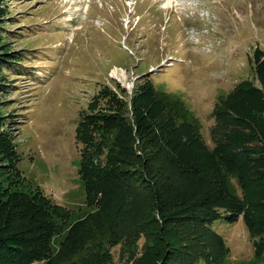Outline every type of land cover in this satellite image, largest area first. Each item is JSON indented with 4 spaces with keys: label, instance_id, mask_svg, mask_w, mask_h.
Returning a JSON list of instances; mask_svg holds the SVG:
<instances>
[{
    "label": "rangeland",
    "instance_id": "obj_1",
    "mask_svg": "<svg viewBox=\"0 0 264 264\" xmlns=\"http://www.w3.org/2000/svg\"><path fill=\"white\" fill-rule=\"evenodd\" d=\"M261 54L264 0H0L1 200L14 191L47 200L60 215L51 240L55 256L70 227L93 211L78 174L85 148L77 140L82 122L103 125L117 103V113L132 124L131 99L154 89L179 100L180 106L171 109L170 103L165 111L176 114L178 125L194 124L213 149V113L221 99L242 84L264 92L255 66ZM145 98L142 102H153ZM257 102L253 97L249 105ZM104 133L100 129L96 140ZM243 133L248 153L257 152L259 144ZM149 150L135 148L140 158L130 160L132 168L142 171ZM226 179L230 193L242 200L237 175ZM163 186L169 187L161 191L159 210L151 213L145 232L113 238L104 228L85 250L60 264H163L155 238L163 239V249L184 253L164 264H264L243 216L187 222L169 207L189 199L187 178L172 173ZM147 197L137 198L132 219L142 218L137 209Z\"/></svg>",
    "mask_w": 264,
    "mask_h": 264
},
{
    "label": "trees",
    "instance_id": "obj_2",
    "mask_svg": "<svg viewBox=\"0 0 264 264\" xmlns=\"http://www.w3.org/2000/svg\"><path fill=\"white\" fill-rule=\"evenodd\" d=\"M255 66L264 85V54L255 56ZM110 96L116 97L115 93ZM145 97L154 103L142 102ZM253 97L259 103L251 107ZM170 103L172 107L173 104L180 106L177 99L172 102L168 95L154 89L144 90L131 99L132 124L117 113L121 107L115 103L117 110L105 115L109 118L102 119L103 125L88 120L78 127L77 140L85 147L78 174L85 187L86 204L93 211L70 227L55 256L51 240L58 230L54 218L60 215L39 194L14 191L3 195L5 200L0 198V264L43 261L60 264L85 250L104 228L113 238L120 235L128 239L135 231L145 232L150 226L147 220L151 213L159 210L161 191L169 187L163 185L172 173L187 178L189 199L175 201L170 208L177 210L185 221L198 224H210L223 216L228 221L243 216L256 257L264 256V92L242 84L221 99L213 113L217 138L213 149L207 147L194 124L176 123V114L165 111ZM99 128L105 133L97 141L95 135ZM242 130L249 132L248 137L259 144L257 152L248 153L252 149L245 148L247 135ZM106 132H109L107 137ZM149 146L157 150L152 153ZM137 147L149 150L141 164L142 171L130 165L131 159L140 158L134 153ZM228 174L237 175L244 193L242 200L230 193ZM255 176L260 181L255 182L258 180ZM200 180H205L203 186L196 185ZM142 194L148 195L147 203L137 209L142 218L132 219L137 198ZM169 216L165 218H174ZM215 237L223 248L222 239ZM258 238L263 242L259 243ZM153 242L158 252L164 251L158 256L163 264L179 260L181 249H163L165 242L161 238Z\"/></svg>",
    "mask_w": 264,
    "mask_h": 264
}]
</instances>
